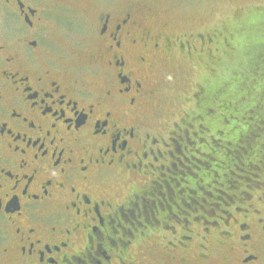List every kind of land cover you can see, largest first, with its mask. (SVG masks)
<instances>
[{"label": "flooded vegetation", "instance_id": "af4514ba", "mask_svg": "<svg viewBox=\"0 0 264 264\" xmlns=\"http://www.w3.org/2000/svg\"><path fill=\"white\" fill-rule=\"evenodd\" d=\"M89 1L0 0V264H264V189H205L204 91L172 120L156 72L213 71L233 37Z\"/></svg>", "mask_w": 264, "mask_h": 264}, {"label": "trees", "instance_id": "16d2710c", "mask_svg": "<svg viewBox=\"0 0 264 264\" xmlns=\"http://www.w3.org/2000/svg\"><path fill=\"white\" fill-rule=\"evenodd\" d=\"M224 34L233 37L235 50L230 57L226 55L215 64L213 71L207 70L210 76L206 83L200 85L204 91V107L198 115L202 116L205 127L199 131L200 136L207 138L209 131L220 137L216 139L224 150L217 152L216 159L221 162L228 160L230 166H225L227 170L223 173L222 184L230 187L235 182L233 179L238 178L234 176L237 174L235 167L242 170L243 178L246 173L259 172L264 168L261 167V158H264V68L254 67L246 59L254 49H264V7L241 18L232 29L227 27ZM243 65L248 66L247 77L242 73ZM221 70L223 75H220ZM229 105L231 109H227ZM253 139L256 145L250 147ZM244 147L242 153L239 148ZM240 182L242 184L243 181Z\"/></svg>", "mask_w": 264, "mask_h": 264}, {"label": "rangeland", "instance_id": "374dc122", "mask_svg": "<svg viewBox=\"0 0 264 264\" xmlns=\"http://www.w3.org/2000/svg\"><path fill=\"white\" fill-rule=\"evenodd\" d=\"M78 1L79 2H77V4L80 5L82 12L76 13V16L78 17L79 15V18H81L87 11L91 10L90 5H92V2H90L89 0ZM98 1L99 0H93V2ZM138 1H141L146 5L148 14L155 18V21L159 26L166 25L164 32L175 36L181 35L179 32L183 31L213 34L214 31H219L220 29L226 30L227 27H229V29H232V26L240 21L241 18H244L248 14L264 7V0ZM85 5H88L89 8L87 7L86 9ZM53 36L55 41L62 42V45L68 47V45H74L84 42L85 38L88 36V32L85 29L76 28L75 30L60 32L58 34H54ZM247 55L248 57L246 59L250 63H252L254 67L259 66L261 68H264V49H254ZM206 66L207 65H199L197 62L196 70H191L189 69L190 67H188L184 63H178V61H173L171 59L166 62H161L156 67V72H159V74L161 75V79L163 80L162 83L168 82L166 84L167 87L165 91L167 92V94L165 93L166 96L163 106L165 107L167 114L172 113V115L170 116L172 120H178L179 117L183 116L184 114L186 115L187 113L189 114L190 112L194 113V110L196 108L194 94L197 92L198 86L202 83H206L205 80H208L210 76L208 74V68ZM242 67L243 68L241 70L245 77L249 76L247 68L248 66L243 65ZM222 71L223 70L220 71V75H223ZM238 74L239 76H241L240 72ZM227 109H231V106H227ZM195 122H199V119H197V121ZM206 136L209 140L211 138L218 139L219 137L215 134L212 135V133H210L209 131ZM256 137L257 135L254 136V138ZM254 145H256L255 139H253V143L250 144V147ZM213 149L216 152L212 153V156L210 158L208 157V160L210 159V163L207 165L206 169H203L204 171H207L208 179H214V181L209 184L213 187H209L204 182V185H206L205 189H264V168L260 169L259 172L246 173V176L243 178V176L241 175L243 174L242 170L235 167L234 169L237 174H234V176H237L239 180H237L238 178L233 179L236 183L233 182V186L230 187L222 184L224 181L223 178L225 177L223 173L225 170H227L226 167L229 168L230 164L226 159L223 162L216 159L217 152H222L224 150V148H222L221 146V142H214ZM239 149L242 150V153H244L243 150H245V147L243 149ZM261 163V167H264V158H261ZM233 165L234 164H232L231 167ZM238 174L240 176H238ZM251 177L254 180H257V182L251 179ZM241 180L243 181L242 184H240Z\"/></svg>", "mask_w": 264, "mask_h": 264}]
</instances>
